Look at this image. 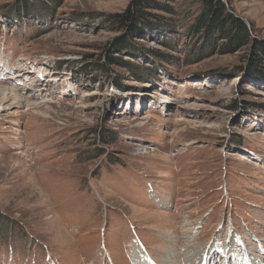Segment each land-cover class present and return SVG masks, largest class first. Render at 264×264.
Returning <instances> with one entry per match:
<instances>
[{"label": "rangeland", "instance_id": "1", "mask_svg": "<svg viewBox=\"0 0 264 264\" xmlns=\"http://www.w3.org/2000/svg\"><path fill=\"white\" fill-rule=\"evenodd\" d=\"M130 1L57 0L47 19L29 0L19 29L0 0V87L48 97L0 107V264H264V81L234 71L261 56L204 52L199 4L156 0L171 12L116 56L134 71L101 74L120 35L104 17ZM222 1L264 45V0ZM163 57L181 78L153 80Z\"/></svg>", "mask_w": 264, "mask_h": 264}, {"label": "trees", "instance_id": "2", "mask_svg": "<svg viewBox=\"0 0 264 264\" xmlns=\"http://www.w3.org/2000/svg\"><path fill=\"white\" fill-rule=\"evenodd\" d=\"M16 1L19 2L14 5L12 4V9L15 13L12 15V18H9V20H11V23H16L15 28L20 29L22 28L23 21L31 20V14H34V12L31 13V10H34L35 6L30 7L29 0ZM49 1L52 4L43 3L45 0H37V2H41L39 4L41 9L37 6V9L34 10L36 11L34 15L41 17L47 16V19L48 17H51L49 13H51V11L53 12V10H50V5H55L57 0ZM193 1L195 4H199L200 9L198 10V15L194 18L195 20L193 19L194 22L188 26L187 31L190 35L195 37L202 34L200 38L201 41H203L202 46L204 47V52H210L214 48V45H218L219 42H221L220 52L223 54L233 53L245 45L251 44L252 53L256 52V54L261 56V58L258 57L257 61L261 60L264 62V45L262 40L256 37H251L252 32L250 29L244 22L233 16L222 0ZM41 5L44 7L42 8ZM157 11H164L166 13L171 12L167 5L159 4L156 0H131L122 11L104 17L103 21L107 24L108 28L114 32H120V35L114 37L113 40L104 47L102 56L99 59L100 65L98 66L101 74L109 76V65H119L124 69H127L130 73L134 71L135 67L133 64H130L129 62L127 63L116 56H119L123 51L134 50L135 44L130 38L136 31H139L142 27H148L160 22V19L163 17H159L153 13ZM169 24L170 22L165 21L163 25L169 26ZM196 49L197 48H194V50ZM168 58L169 57H163V60H158L154 63L152 74H154L155 77H152L154 78L153 80L160 82L163 78L170 75H173L174 78H181V73L174 74L172 69L169 68L175 67H173L172 61ZM166 64L169 66L167 67ZM252 68L253 67L250 66L249 63L244 62L242 66L236 67L234 71L237 72V75H241V72L243 74L251 71L253 76L259 77V79L261 78V80L264 81V72L260 71L259 66L257 65L254 69ZM231 69H233V67ZM97 132H99V130ZM47 252H49L48 249L46 252L43 251V258L47 264H50L48 260L51 261V258L47 255Z\"/></svg>", "mask_w": 264, "mask_h": 264}, {"label": "bare ground", "instance_id": "3", "mask_svg": "<svg viewBox=\"0 0 264 264\" xmlns=\"http://www.w3.org/2000/svg\"><path fill=\"white\" fill-rule=\"evenodd\" d=\"M91 94H92V92H90V95ZM40 97H41V95H40ZM38 98L39 97L36 98L35 96L29 95V94L21 95L19 90H15L13 88L0 87V107L5 109L6 102L9 100H11L9 105H13L12 108L8 110V115H14V114L17 115L20 112H22L20 105H22L23 108H27L29 110V109L34 108L35 106L39 105L41 102L47 104L46 103V101H47L46 99L48 98L47 96L46 97L42 96L41 99H38ZM43 106H45V105H43ZM196 259H197L196 257H193L192 255H190L187 257V262L189 264H193ZM139 260H142V259H139ZM136 261H137V259H136ZM210 261H211V258L209 259L208 262H210ZM198 263H199V260L195 262V264H198ZM226 264H229L228 261H226Z\"/></svg>", "mask_w": 264, "mask_h": 264}]
</instances>
